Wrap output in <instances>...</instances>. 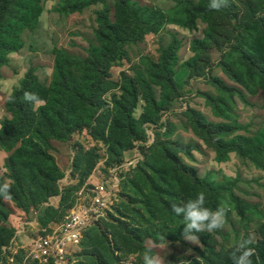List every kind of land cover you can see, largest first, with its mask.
Wrapping results in <instances>:
<instances>
[{"label": "rangeland", "instance_id": "374dc122", "mask_svg": "<svg viewBox=\"0 0 264 264\" xmlns=\"http://www.w3.org/2000/svg\"><path fill=\"white\" fill-rule=\"evenodd\" d=\"M180 1L132 0V3L168 13ZM15 2L0 0V20L13 10ZM107 2L111 18L117 21L116 0ZM38 4L21 35L18 50L1 69L0 129L6 120L13 118L8 110L11 95L27 75L35 74L41 84L51 86L58 51L84 62L89 60L97 42L98 17L105 1L75 13L67 12V0H39ZM261 7L264 0H227L223 8L231 17H218L211 30L201 20H196V26L189 29L173 20L166 22L158 34L146 33L137 44L125 48L126 59L110 70V89L95 101L88 97L87 104L80 106L72 133L57 131L68 122L66 106L63 110L53 108L45 115L42 139L54 132L67 140L37 142L39 146L33 150L38 155L31 157L33 150H30L29 162L13 163L15 152H1L0 183L7 181L10 187L20 183L23 192L14 189V194L25 206L20 209L10 200H3L7 213L0 205V226L7 230L0 235V264H33L29 253L34 242L61 226L71 214L82 211L100 186L105 187L109 196L108 210L85 232L72 264H143L149 240L155 242L154 254L159 253L165 264L195 261L232 264L230 254L241 237L252 236L255 249L263 239L264 161L258 166L233 154L230 162L217 165L214 151L196 137L186 116L189 110H195L212 123L236 124L240 135L254 138L264 134V89L246 87L226 74V70L231 75L245 71L237 62L248 41L242 25ZM172 36L180 42L175 77L177 95L157 118L143 124L137 140L112 134L115 101L123 99V76L146 77L150 64L158 62L160 50L171 43ZM196 40L203 43L194 45ZM231 53L233 59L228 56ZM217 80L236 89L233 101L226 99L231 107L228 122L214 118L203 98L219 97ZM156 97L160 99L157 89ZM135 115L137 120L143 119V103ZM177 143L195 148L190 156L178 154L174 147ZM164 148L180 158L191 177H211L216 185L232 189L251 208L240 217L233 207L222 202L229 211L224 228L211 233L216 241L211 250L198 240L193 243L184 240L183 227L171 225L160 214V206L169 211L172 204L188 201L187 195L175 188L173 193H178L179 200L166 197L164 192L169 190L154 179L150 159ZM41 153L52 160V165L39 156ZM165 176L171 178L169 172Z\"/></svg>", "mask_w": 264, "mask_h": 264}, {"label": "trees", "instance_id": "16d2710c", "mask_svg": "<svg viewBox=\"0 0 264 264\" xmlns=\"http://www.w3.org/2000/svg\"><path fill=\"white\" fill-rule=\"evenodd\" d=\"M67 1L69 4L68 13L82 12L94 3L105 1V7L100 10L98 17L97 42L92 46L89 60L84 62L67 52L58 51L56 76L51 86L41 84L35 74H29L21 87L13 92L8 105V110L13 118L6 120L0 129V153L13 154L15 152L12 156L13 163L18 160L29 162L27 156L30 150L38 148L37 142L46 144L50 140H67L62 134L54 132H49L48 136L46 135L42 139L46 123L45 115L53 108L63 110L66 106L68 122L64 129L61 128L57 131L65 132V134L72 133L80 106L87 104L85 100L88 97L91 101H95L110 89L112 85L110 70L126 59L125 48L131 44H137L146 33L158 34L165 27L166 22L174 21L189 29L196 26V20H201L207 23L211 30L218 17H231L224 8L219 11L210 10L208 8L210 0H182L168 13L148 8V6L133 5L132 0H116L117 21H114L111 18V8L107 0ZM38 3L39 0H16L13 10L8 15L1 17L0 78L1 69L9 61L10 55L18 50V42L23 31L30 24V19L39 8ZM242 28L248 41L244 43L245 52L240 54L237 62L243 65L242 68H245V71L243 74L231 75L226 70V74L231 76L236 83L246 87L252 85L255 89H264V7H261L252 18L246 19ZM126 30L127 32H125ZM199 43H203V40H196L193 44ZM179 48V40L176 36H172L171 43L160 50L158 62L150 64L146 77L132 79L123 76V99L115 101L113 111L116 120L111 129L112 134L119 137L129 136L131 139L137 140L139 134L142 133L143 124L157 118L170 105L178 91L175 77L179 62ZM228 56L230 59L234 58L233 53ZM215 86L219 97L214 98L207 95L203 98L214 118L228 122L231 107L226 99L232 102L236 89L229 87L221 80H217ZM156 89L159 90V100L156 97ZM25 91L38 94L45 103L33 108L32 105L23 101ZM13 98L15 102H12ZM140 103H143L144 116L142 120H137L135 112ZM186 118L196 137L214 151L217 165L230 162L233 154L244 160H250L258 166L260 162L264 161V134L254 138L240 135L236 124L230 126L224 123H212L195 110H189ZM174 147L177 148L178 154L186 156H190L195 148L181 143L175 144ZM161 152H155L150 162L154 167V179L163 183L169 190V192H164L166 197L179 200L178 193H173L174 188L184 192L188 200L194 199L198 193L204 192L206 195L205 207L215 210L221 206L222 202H225L229 208L233 207L231 209L240 217H244V213L251 210L246 203L235 196L232 189L227 190L225 186L216 185L209 176L204 179L196 176L191 177L186 171L189 168L181 163L178 156H172L166 148ZM35 155L38 154L33 150L31 157ZM39 156L52 165V160L44 156V153ZM90 170L91 167L88 172ZM168 172L171 174V178L165 176ZM14 189L20 190L22 193L23 186L18 183L14 187H10L12 197L10 201L18 208L24 209L25 205L14 194ZM3 200L1 197L0 205L4 209ZM4 210L9 212L6 208ZM159 211L168 223L179 228L183 227L182 217L175 216L171 210L167 211L165 206H160ZM5 233L7 230L0 226V235ZM196 235L199 236L198 241L208 250L212 249V244H216L211 233L201 232ZM262 236L263 239L258 242L255 248L257 252L253 257L254 264H257V258L258 264H264V226L262 227ZM193 264H200V262L195 261Z\"/></svg>", "mask_w": 264, "mask_h": 264}, {"label": "clouds", "instance_id": "9594fccd", "mask_svg": "<svg viewBox=\"0 0 264 264\" xmlns=\"http://www.w3.org/2000/svg\"><path fill=\"white\" fill-rule=\"evenodd\" d=\"M226 6L227 0H210L208 4V8L214 11H219ZM23 101L32 105L33 108L45 103L38 94L29 91L23 93ZM12 102H15L14 98ZM0 197L4 200L12 199L10 194V184L7 181L0 183ZM205 204L206 195L204 192H200L196 195V198L190 199L182 205H171V212L177 217H182V237L184 240L193 243L194 241L199 240V236H197L196 233H214L224 228L229 209L226 206L221 205L213 210L205 207ZM253 242L254 240L252 236H248L247 238L241 237L230 254L232 264H254L253 257L256 256V252L254 247H252ZM155 247V242L149 240L143 252V264H165V260L159 255V253L154 254Z\"/></svg>", "mask_w": 264, "mask_h": 264}, {"label": "built area", "instance_id": "2783aa9c", "mask_svg": "<svg viewBox=\"0 0 264 264\" xmlns=\"http://www.w3.org/2000/svg\"><path fill=\"white\" fill-rule=\"evenodd\" d=\"M109 196L100 186L82 211L71 214L65 222L34 242L29 253L33 264H72L85 232L104 217Z\"/></svg>", "mask_w": 264, "mask_h": 264}]
</instances>
